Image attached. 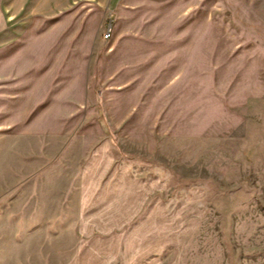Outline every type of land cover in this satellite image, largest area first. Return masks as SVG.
Listing matches in <instances>:
<instances>
[{"label":"rangeland","instance_id":"1","mask_svg":"<svg viewBox=\"0 0 264 264\" xmlns=\"http://www.w3.org/2000/svg\"><path fill=\"white\" fill-rule=\"evenodd\" d=\"M12 3L0 40L144 44V90L107 113L89 88L60 135L0 130V264H264V0Z\"/></svg>","mask_w":264,"mask_h":264},{"label":"crops","instance_id":"2","mask_svg":"<svg viewBox=\"0 0 264 264\" xmlns=\"http://www.w3.org/2000/svg\"><path fill=\"white\" fill-rule=\"evenodd\" d=\"M18 1L13 0V3ZM82 1L109 0H38L40 5L37 7L51 16L64 12L65 6L70 3ZM17 8H10V15ZM51 27L55 31L47 28L37 37L31 34L27 41H17L13 37L0 40V130L14 128L17 133L26 135H60L68 126H76L77 117L95 113L89 88L96 86L103 89L107 113L121 107L126 108L121 110L122 113L129 112L130 102L126 100L132 97L135 90L141 92L144 89H139V84L131 85L134 80L130 78L134 75L129 72L132 67L133 71H137L136 64L131 67L125 65L130 62L129 58L135 62L139 58L131 57L128 51L143 49L138 46L144 44L112 41L102 45L62 41L61 36L55 35L67 29ZM173 44L166 43L165 47L158 44L155 49L160 51L161 56H171L173 52L164 54L163 51L177 49L173 48ZM162 72L161 68L159 74ZM189 77L187 73V95L191 96L194 84ZM158 81L162 82V78ZM127 118L120 124L127 122ZM92 124L90 121L88 125L92 127Z\"/></svg>","mask_w":264,"mask_h":264},{"label":"built area","instance_id":"3","mask_svg":"<svg viewBox=\"0 0 264 264\" xmlns=\"http://www.w3.org/2000/svg\"><path fill=\"white\" fill-rule=\"evenodd\" d=\"M110 32H111V24L107 23L103 30V34H102L103 39H107L110 36Z\"/></svg>","mask_w":264,"mask_h":264}]
</instances>
